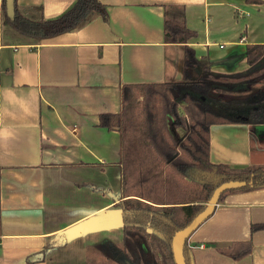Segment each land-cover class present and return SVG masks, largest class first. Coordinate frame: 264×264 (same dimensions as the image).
I'll use <instances>...</instances> for the list:
<instances>
[{
    "label": "crops",
    "instance_id": "obj_1",
    "mask_svg": "<svg viewBox=\"0 0 264 264\" xmlns=\"http://www.w3.org/2000/svg\"><path fill=\"white\" fill-rule=\"evenodd\" d=\"M100 1L104 14L40 44L0 29V264H96L107 245H122L120 133L100 116L121 111L122 84L184 80L186 45L165 42L166 8L185 10L197 32L188 46L217 73L246 71L248 46L264 45V3ZM75 2L17 0L23 15L47 20ZM224 126L249 128L246 149L220 143ZM167 127L185 137L171 116ZM210 145L213 163L264 166V124L213 125ZM214 212L188 240L192 264H264V230H252L264 225V189L232 193ZM233 242L253 250L233 261L219 250Z\"/></svg>",
    "mask_w": 264,
    "mask_h": 264
},
{
    "label": "trees",
    "instance_id": "obj_2",
    "mask_svg": "<svg viewBox=\"0 0 264 264\" xmlns=\"http://www.w3.org/2000/svg\"><path fill=\"white\" fill-rule=\"evenodd\" d=\"M104 10L100 0H76L65 14L47 20L40 12L33 17L23 15L17 0L11 16L8 0H2L0 14L3 28L10 27L29 43L40 44L76 31ZM164 27L166 43L186 45L184 80L122 84L121 111L100 116L101 128L119 131L121 147L117 206L123 215V241L121 246L111 243L105 247L107 264H176L173 237L205 210L219 186L246 183L222 193L219 203L232 193L264 189V166L233 168L210 159L213 125L264 124V45L248 46L246 71L221 74L188 46L197 32L187 27L183 8H166ZM168 116L174 128L187 130L183 139L176 141L171 135ZM252 230H264V225L252 226ZM184 247L186 264H192L188 241ZM219 250L238 261L250 255L253 245L233 242Z\"/></svg>",
    "mask_w": 264,
    "mask_h": 264
},
{
    "label": "water",
    "instance_id": "obj_3",
    "mask_svg": "<svg viewBox=\"0 0 264 264\" xmlns=\"http://www.w3.org/2000/svg\"><path fill=\"white\" fill-rule=\"evenodd\" d=\"M263 1L264 0H259ZM13 4L14 0H8V7H9V14L13 16ZM245 182H238V181H232L230 183H225L221 186H219L215 192L213 193V197L208 203L207 207L204 211H202L199 216H197L190 225L183 228L182 231H179L175 234L172 240V247H173V254H174V260L176 264H186L185 256H184V245L185 242L188 241L199 229V227L206 222L208 219H210L213 214L215 213V208L219 204V200L221 198V194L232 190L236 188L245 187ZM116 225L123 227V215H121V211L116 214L115 216ZM149 232H152L151 229H148Z\"/></svg>",
    "mask_w": 264,
    "mask_h": 264
},
{
    "label": "rangeland",
    "instance_id": "obj_4",
    "mask_svg": "<svg viewBox=\"0 0 264 264\" xmlns=\"http://www.w3.org/2000/svg\"><path fill=\"white\" fill-rule=\"evenodd\" d=\"M3 29V37H7L9 33H16L15 31H13L10 27H1ZM17 34V33H16ZM17 36L20 38L21 36L17 34ZM18 38V39H19ZM22 41H26L27 39L25 38H20ZM181 110V109H180ZM172 122V121H171ZM185 131V136L187 135V130L185 128H183ZM215 128L212 129V131ZM225 132V136L220 137L221 141L220 143L225 144V146H227L228 148H235V149H246L247 144L246 142H248L250 140V138L252 137V133L250 132L249 128H244L242 126H234V127H230L228 128V126H224V128H222ZM184 138V137H183ZM180 138V139H183ZM179 141V140H178ZM184 197V196H183ZM105 261V259L102 257L101 252H99V256H98V263L96 264H103ZM108 263H112L111 261H108ZM107 264V262H106Z\"/></svg>",
    "mask_w": 264,
    "mask_h": 264
},
{
    "label": "built area",
    "instance_id": "obj_5",
    "mask_svg": "<svg viewBox=\"0 0 264 264\" xmlns=\"http://www.w3.org/2000/svg\"><path fill=\"white\" fill-rule=\"evenodd\" d=\"M1 27H2V15H0V29H1ZM201 247H203V246H201Z\"/></svg>",
    "mask_w": 264,
    "mask_h": 264
}]
</instances>
